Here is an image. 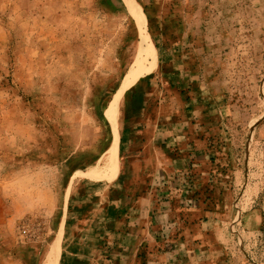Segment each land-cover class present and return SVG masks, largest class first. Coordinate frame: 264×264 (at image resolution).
<instances>
[{
    "label": "rangeland",
    "instance_id": "1",
    "mask_svg": "<svg viewBox=\"0 0 264 264\" xmlns=\"http://www.w3.org/2000/svg\"><path fill=\"white\" fill-rule=\"evenodd\" d=\"M134 1L144 22L125 0H0V264H48L69 187L105 164L111 132L141 110L134 98L156 97L172 79L164 62L177 41L163 39L152 1ZM218 1L212 39L191 49L206 55L212 90L230 103L228 156L246 177L236 210L253 196L259 214L256 232L232 231L227 262L264 264V0ZM150 43L154 70L120 93Z\"/></svg>",
    "mask_w": 264,
    "mask_h": 264
},
{
    "label": "crops",
    "instance_id": "2",
    "mask_svg": "<svg viewBox=\"0 0 264 264\" xmlns=\"http://www.w3.org/2000/svg\"><path fill=\"white\" fill-rule=\"evenodd\" d=\"M150 1L163 39L177 41L164 62L172 79L158 83L156 97H135L141 110L111 132L106 160L117 141L115 170L108 174L105 162L69 187L59 253L48 264H228L232 231L241 224L256 232L255 197L236 210L246 177L228 156L230 103L212 90L206 55L191 49L212 39L209 16L219 1ZM153 54L145 74L157 63L154 45Z\"/></svg>",
    "mask_w": 264,
    "mask_h": 264
},
{
    "label": "bare ground",
    "instance_id": "3",
    "mask_svg": "<svg viewBox=\"0 0 264 264\" xmlns=\"http://www.w3.org/2000/svg\"><path fill=\"white\" fill-rule=\"evenodd\" d=\"M125 1L127 2V4L130 5L132 10H134L135 7L137 8V10H135L136 13H137V16H138L140 21L144 22L143 12H142L141 8L136 5V2L134 0H125ZM143 39H145V38H143ZM152 54H153V44L150 43V44H148V47H146L142 51L141 59H137L136 60V62L134 64V67H132L130 69V71L128 72V74L126 75L120 93H123L124 88L126 89L127 87H129L131 84H133L138 79V77H140L142 74H144V72L147 70L146 63L148 62V58L151 57ZM116 102H117V99L115 100V103ZM115 103H113V105ZM108 114L111 115V118L113 119V115L111 114L110 110H109ZM116 154H117V141L114 142V144H113V146H112V148L110 150V156L106 160V169L108 171V174L112 173L115 170ZM54 240L55 241H54V243H53V245H52V247L50 249L49 255H48V259L51 260V261H55L57 255L59 253V249H60V235H58Z\"/></svg>",
    "mask_w": 264,
    "mask_h": 264
}]
</instances>
